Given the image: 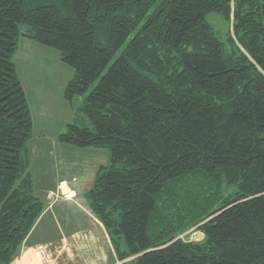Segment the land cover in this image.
<instances>
[{
    "label": "trees",
    "instance_id": "16d2710c",
    "mask_svg": "<svg viewBox=\"0 0 264 264\" xmlns=\"http://www.w3.org/2000/svg\"><path fill=\"white\" fill-rule=\"evenodd\" d=\"M261 5L0 0V264L20 255L47 209L31 174L33 117L14 59L24 39L57 51L74 71L67 102L94 85L81 107L93 128L70 124L59 140L110 151L111 166L101 168L87 200L118 264H264ZM211 12L229 24L231 48L206 21ZM197 173L204 184L198 189L189 181L197 214L185 232L204 237L194 242L179 239L188 218L176 219V189ZM203 200L222 206L203 215ZM167 212L176 225L162 220ZM158 220L165 234L173 228L172 237L157 238ZM121 235L126 253L117 249Z\"/></svg>",
    "mask_w": 264,
    "mask_h": 264
},
{
    "label": "rangeland",
    "instance_id": "374dc122",
    "mask_svg": "<svg viewBox=\"0 0 264 264\" xmlns=\"http://www.w3.org/2000/svg\"><path fill=\"white\" fill-rule=\"evenodd\" d=\"M206 21L214 28L215 31L219 34L221 41L226 44L229 48H231L230 43V27L227 21L224 19V17L217 13V12H211L206 15ZM25 43L31 44L33 46L30 49H27L25 47ZM38 50V52H35ZM54 51V50H53ZM33 52V53H31ZM51 49L45 48L40 46L39 44H36L34 42L28 41V40H22L19 44V50L17 54L15 55V62L18 66V76L22 77L28 85V100L31 103V106H33V112L35 110V105L33 103V99H37L39 102L36 101L37 108L43 112V122L45 127V131L47 132V138H55V136L59 133L61 129V125L58 124L56 121H52L54 117L61 121V123L64 125L70 124H76L81 127H88L93 128V123L91 119L82 111L81 107L83 106L85 97L90 93V91L93 89L94 85L90 88L87 93L82 97H76L72 103L68 102L64 105L59 103L61 100V93L59 92V89L62 84L65 83V80L68 77V73H65V69L69 68L66 65H62L60 63L59 68L53 69V79L50 80V83H47L46 81H39L40 75H41V67H40V57L42 56V63L45 69L52 67V61L54 58L55 52H52ZM47 53H50L49 55ZM50 58L49 60L47 58ZM48 61L47 64H45ZM50 63V65L48 64ZM45 64V65H44ZM54 68V67H53ZM40 69V70H39ZM74 72V71H73ZM20 79V78H19ZM32 81V82H31ZM71 81V80H70ZM69 83V82H68ZM67 83V85H68ZM66 85V86H67ZM66 88V87H65ZM57 92H55V91ZM65 90V89H64ZM64 92L63 91V99H64ZM52 95V100H50V97ZM66 101V100H65ZM74 109V110H73ZM62 112V116H59L58 111ZM37 112V111H36ZM46 142V143H44ZM59 145L57 143H54L53 141H38L35 140L33 144H31V152L34 156V163L33 167L31 168V172L33 173V180L37 184V187H49L58 182V180L63 181L67 180L71 184L75 181L82 182L83 186L86 188H76L80 194V197L83 198L88 204L87 200V194L93 187L92 184L94 183L96 176L98 174L97 169L95 170L93 168L94 165V155L93 153H89L88 151L92 148H76L69 145H65L60 142ZM65 147H64V146ZM69 148H72L74 150H79L81 153H73V151L67 150ZM98 154H101L102 159L105 160L103 155H107L108 159L110 157L109 162H104L103 165H106L110 163L107 167L111 166L112 160H111V154L109 150L100 151ZM57 159L53 166L50 161H53ZM99 164V163H98ZM88 165L90 167H88ZM71 167V169H70ZM92 167V169H91ZM119 169H122L124 167L123 164H118L116 166ZM111 169V168H110ZM71 170V171H70ZM48 173L49 175L47 177L44 176V173ZM189 181L194 183L197 188H201L203 183V178L201 174L197 173L191 176H188L186 178H182L178 181L179 186L182 188L176 189V194L179 195L181 198V213H179L176 217L178 221H181V215L184 216L187 215L188 221L187 224L183 227V234L179 235V239H186L188 237L189 241L199 242L203 240V234L191 231L186 233L187 227L191 225V218H193L197 213H192V194L193 192L190 191L191 186L189 185ZM37 196L47 205V208L50 206L49 203L52 202L53 209L48 211L46 214L43 213L41 215L40 219L35 224L34 229L39 225L42 224V218L45 217L47 219H52L55 223V230L56 233V239L59 240L61 236L68 237L71 239L72 232L74 231L78 233L80 236L86 235L88 237V243L84 242L86 245L84 247L80 246V249L78 250V255H74V258H77L79 256V259L83 261H86L88 264H106L108 260V254L106 250L104 249L101 253V248L99 247V244H103L101 242V238H104L101 234V231H96V226L92 220L89 219V216L85 215L83 209H81L75 202H73V198L71 196H66L65 198H60V201H57L53 204L56 200H52L51 197L46 195L45 191L52 189V188H35ZM67 189V188H65ZM171 193H174L171 188ZM206 195L209 196V193L206 192ZM54 196V195H53ZM66 198H69L70 202H67ZM197 198H199L197 196ZM55 199V198H54ZM163 199L166 200V203L168 206L172 205V200L170 198V194L167 193L163 196ZM81 200V199H79ZM204 204L200 207L202 209L203 215H206L208 213L213 212L214 210L218 209L222 206V201H214V203H210L209 200L207 201H201ZM67 204L71 206H67ZM89 206V204H88ZM87 207V209L90 211V207ZM46 211V210H45ZM168 214L162 218L164 221H169V223H172L173 225H176L175 217L172 214ZM190 217V218H189ZM161 220V218H160ZM160 220L157 222V226L160 227V233L158 234L157 238H163L164 240L169 239L173 236V228L165 234V231L161 229V226L163 224L160 223ZM53 223V222H52ZM49 227V226H48ZM176 229L177 226L175 227ZM33 229V230H34ZM32 230V231H33ZM106 231V229H105ZM107 232V231H106ZM185 232V233H184ZM91 233H93L95 236H93ZM180 231L177 230V234H179ZM77 234V235H78ZM97 237V238H96ZM100 240H99V239ZM114 238V237H113ZM116 242L118 243L117 249H119L122 253H126L128 251L126 241L124 236L116 237ZM70 240L67 242V245L65 247L66 252L72 253L71 243ZM99 243V244H98ZM98 244V245H97ZM81 247L83 249H81ZM116 248V244H115ZM52 249V248H51ZM114 251V248H113ZM55 252V250H53ZM65 252V250H62V253ZM46 256L43 257V260L39 264H60L62 260L64 259L65 255H62V253H58V258L53 256L52 250L47 248ZM101 253V254H100ZM57 254V253H56ZM54 254V255H56ZM20 257V255L12 262V264ZM67 262V259L64 260V264ZM134 260L128 259L125 264H133ZM108 264H118L117 259L113 255H110V258L108 260ZM120 264V263H119Z\"/></svg>",
    "mask_w": 264,
    "mask_h": 264
},
{
    "label": "crops",
    "instance_id": "0c3cea01",
    "mask_svg": "<svg viewBox=\"0 0 264 264\" xmlns=\"http://www.w3.org/2000/svg\"><path fill=\"white\" fill-rule=\"evenodd\" d=\"M25 47H27V49H30L33 46H31V44L25 43ZM51 51L55 52L53 50H51ZM35 52H38V50H36ZM52 52H50V53H52ZM31 53H33V52H31ZM50 53H47V54L49 55ZM55 53L56 54H54V58H53V61L51 63L52 67H51V69L49 68V70L45 69V67L43 66L42 59H41L43 55L40 57L41 70L40 69L39 70L41 71V75H40L41 78H39V81L44 80L47 83H50V80L54 78L53 77L54 76L53 75V69L59 68L60 63H62L61 55L58 52H55ZM47 59L49 60L50 58L48 57ZM45 62H46L45 64H47L48 61H45ZM48 64L50 65V63H48ZM62 65H64V64L62 63ZM17 69H18V66H17ZM65 70H66L65 73H68L69 75H68L67 79L65 80V83L61 85L59 92H58V93H61V100L59 101V103L61 102L63 107L66 103H68L67 101H65V99H63V91H64L67 83L70 80H72L74 75H75V73L73 72V70L71 68H66ZM19 78L22 82V85L24 87L26 95H28V85H26L24 79L21 76ZM50 95H51V93H50ZM27 99H28V97H27ZM50 100H52V95L50 97ZM36 101H37V103L39 102L37 99L36 100L33 99V103L35 105V110L33 112L32 111L33 106H31V103L28 100L30 108H31L32 117H33V124H34V126H33V135L34 136L28 145L29 153L32 157L31 168L33 167V163H34V156L31 152V144H33L35 142V140L38 139V141H41V142L42 141H53L54 143L62 145V144H60V140H59L60 135L62 133H64L67 130L68 125H70V123L68 125H64V123L62 124L61 121H59L57 119V114H56V117H54V119L52 121H56L58 124H60L61 129H60L59 133L55 136V138H47L48 135H47V132L45 131L46 126H43L44 125L43 112L38 109L39 107L37 108L38 105L36 106ZM58 114H59L58 118L60 116H62V112L60 110L58 111ZM44 143H46V142H44ZM67 150L73 151V153H75V152L81 153V152H79V150H74L72 148H69ZM100 151H102V149H91L88 151L89 153H93V155H94L95 161H94L93 168L95 170L97 169L98 173L102 167H107L110 164V163H108L106 165H103L106 160H107L106 162H109L110 157L108 159V156L105 154V155H103L105 160L102 159L101 154H98ZM56 160L57 159L50 161L52 163V165L55 167H56V165L54 164V162ZM88 167H90V166L88 165ZM70 169H71V167H70ZM91 169H92V167H91ZM31 174H32V178H33V173H31ZM48 175H49L48 173H46V172L44 173L45 177H47ZM33 182H34V180H33ZM37 184L34 182L35 188H52V189L45 191V193L47 196L49 195L50 197L52 195V200H56L55 202H53V204L56 203L57 201H60V198H65V195L71 196V198H73V202H75V204H77V206H79L81 209H83L85 215L87 216V214H88L89 219L94 222L95 226L97 227L96 228L97 233H98V231H101V234L104 237V238H101V242H103V244L98 243L99 247L101 248V253L103 254L102 251L105 249L107 254H108V260L110 258V255H113L116 259L115 253L113 251V246H112V243L110 241V237H109L108 233L105 231V228L102 225V223L93 215L91 209H90V211L87 209L86 206H88V204L85 200H83L84 196L81 198L78 190L76 189V188H86V186L85 187L83 186L82 182L75 181L74 183L71 184L67 180H63V181L58 180V182H56L55 184H53L52 186H49V187H37ZM92 186H93V184H92ZM65 188H67V189H65ZM66 199L69 200V198H66ZM79 199H81V200H79ZM67 202H70V200ZM49 204H50V206L46 209L44 214H46L48 211L53 209L52 206H54V205H52V202ZM67 206H71V205L67 204ZM41 221H42V224H39L31 232V234L29 235V237L27 238V240L23 244V247H22V250L20 253V257L13 264H39L43 260V257L46 256V254H48L47 248H49V246H50V250H52L53 256H55L57 258H58V253L61 254L62 250H65V252L62 253V255H65V257L62 260V262H60V264H64L65 259H67V262L65 264H88L86 261H83V260L81 262V260L79 259V256L77 258L73 259L74 255H78V252H79L78 250L80 249V246L84 247L86 245L84 243V242L88 241V237H86V235L80 236L78 233L71 231L72 232L71 234H74V235H72L71 239L68 237L61 236L60 239L57 240L56 236L58 234L56 235V233L54 232V230H55L54 221L50 218L47 219L45 217V215ZM91 234L93 236H95L93 233H91ZM69 240L71 243V248L73 249L72 253H69L68 251L66 252V249H65L67 242ZM82 247H81V249H83ZM53 250H55V252H53ZM54 254H56V255H54ZM108 260H107L106 264H108Z\"/></svg>",
    "mask_w": 264,
    "mask_h": 264
},
{
    "label": "water",
    "instance_id": "95a60500",
    "mask_svg": "<svg viewBox=\"0 0 264 264\" xmlns=\"http://www.w3.org/2000/svg\"><path fill=\"white\" fill-rule=\"evenodd\" d=\"M261 10H262V17L264 22V0H262Z\"/></svg>",
    "mask_w": 264,
    "mask_h": 264
}]
</instances>
